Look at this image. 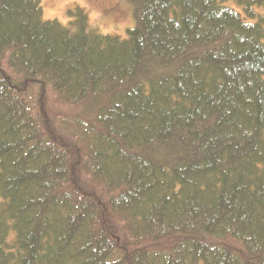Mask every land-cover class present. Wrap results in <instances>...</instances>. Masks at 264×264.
Returning <instances> with one entry per match:
<instances>
[{"label":"trees","instance_id":"1","mask_svg":"<svg viewBox=\"0 0 264 264\" xmlns=\"http://www.w3.org/2000/svg\"><path fill=\"white\" fill-rule=\"evenodd\" d=\"M41 1L0 0V264H264V0Z\"/></svg>","mask_w":264,"mask_h":264},{"label":"rangeland","instance_id":"2","mask_svg":"<svg viewBox=\"0 0 264 264\" xmlns=\"http://www.w3.org/2000/svg\"><path fill=\"white\" fill-rule=\"evenodd\" d=\"M41 5L44 19L63 24L70 20L68 9L80 6L87 13L89 26L102 34L125 37L126 29L135 22L132 0H42Z\"/></svg>","mask_w":264,"mask_h":264}]
</instances>
